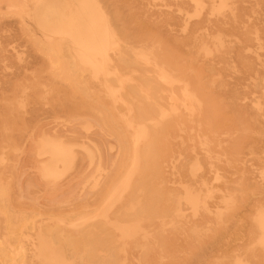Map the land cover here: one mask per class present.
Returning a JSON list of instances; mask_svg holds the SVG:
<instances>
[{
    "label": "rangeland",
    "instance_id": "obj_1",
    "mask_svg": "<svg viewBox=\"0 0 264 264\" xmlns=\"http://www.w3.org/2000/svg\"><path fill=\"white\" fill-rule=\"evenodd\" d=\"M46 1L64 16L67 4L75 12L80 1L88 8L102 4L105 17L118 18L136 39L159 35L180 51L196 45L197 62L212 69L220 81L214 92L228 105L227 123L199 135L211 140L206 147L215 166H221L222 178L215 179L214 171L204 166L199 179L211 189V213L205 220L202 215L196 219L186 201L170 197L171 209L181 207V232L172 229L177 223L171 215L164 225L153 217L149 223L129 219L132 187L123 190L124 200L89 219L129 164V158L120 156L128 143L120 136L130 138L119 117L123 110L89 70L76 71L79 79L73 80L62 69L51 68L49 55L34 43L41 18L34 19L31 32L24 28L26 19L0 0V264H82L80 258L105 257V249L82 252L81 234L92 237L96 227L104 243L115 244L112 259L118 263L142 264V245L163 241V255L154 247L151 262L234 264L241 259L264 264L256 225L264 209V0H203L201 8L193 0ZM40 3L32 7L33 15L48 12ZM89 13L97 17V12ZM217 33L223 35V50L204 54L199 37ZM95 119L105 122L103 130L92 125ZM167 121L171 159L163 172L166 186L182 195L184 187L197 185L187 167L192 149L201 158L205 150L193 144L195 132L183 130L185 121L175 114ZM215 213L221 214L219 219ZM199 219L205 230L192 240L189 224Z\"/></svg>",
    "mask_w": 264,
    "mask_h": 264
},
{
    "label": "bare ground",
    "instance_id": "obj_2",
    "mask_svg": "<svg viewBox=\"0 0 264 264\" xmlns=\"http://www.w3.org/2000/svg\"><path fill=\"white\" fill-rule=\"evenodd\" d=\"M2 1L6 2V7L12 12L26 19L24 28L31 32L34 31V19L41 18L42 27L38 30L39 36L34 39V43L38 49L49 55L48 63L51 68L62 69L73 80L79 79L75 76L76 71L89 70L93 80H99L112 102L123 110L122 116L119 117H122L124 131L130 133V138L128 139L127 135L120 136L124 144L126 140L128 142L120 156L122 160L129 158V164L125 166L118 183L110 189L96 211L90 214L89 219L94 220L114 202L124 200L123 190L132 187L127 195L130 209L127 217L131 220L141 219L149 223L153 217L158 218L164 225V218L171 215L177 223L172 229L176 232L183 231L181 207L176 205L171 209L174 206L170 199L172 196L186 201V208L195 218L202 215L205 220V216L211 213L208 204L211 189L199 178L205 172L204 166L208 171H214L215 179H221L222 174L218 171L221 166H215L209 148L206 147V143L211 140L208 137L199 139V135H205L211 130L216 132L220 126L227 123L223 118L227 116L228 105L214 92V85L220 81H216L218 78L213 76L212 69L197 62L194 52L196 45L195 49L180 51L163 41L159 35H142L141 38L147 39L146 41L136 39L128 35L118 18L105 17L107 10L105 11L102 4H92L88 8L85 2L80 1L81 9L78 12L73 10V5L67 4V7L70 6L68 16H64L54 2L46 0ZM40 1L42 3L39 6L48 12L33 15L32 7ZM193 2L200 8L204 4L203 0ZM89 11L97 12V17ZM78 28L81 29V33L76 31ZM207 37L203 34L198 41V48L204 54L210 55L223 50L222 33ZM208 41L211 42L212 48L207 44ZM206 70L210 75H205ZM261 87L264 93V81ZM112 108L117 111L115 105ZM172 114L185 121L182 123L185 126L184 131L197 134V140H193V144H200V150H205V156L201 158L193 153L192 149L189 156L192 160L187 167L190 177L197 185L184 187L182 195L173 193L166 186L163 172L166 160L171 159L166 125H169L167 119ZM92 125L103 130L105 122L101 120L100 123L95 119ZM117 141L120 145L119 138ZM219 154L220 151L215 155L216 160L220 159ZM185 166L181 164V167ZM215 215H218L217 219L221 216L219 213ZM116 217L121 219L119 216ZM204 220L199 219L189 224L191 232L189 238L192 240L200 238L205 230L201 226ZM256 225L260 232L257 244L264 248V209L258 212ZM80 238L84 254L96 250L101 252L104 249L107 254L105 257H95L92 260L80 258V263L125 264L123 260L118 263L112 259L115 255L112 250L115 244L104 243L98 227L94 236L91 237L85 232ZM164 245L163 241H155L152 245L144 243L141 263L165 264L161 258L156 262H151L148 258L154 247L163 255ZM167 264L173 262L169 261ZM234 264L249 263L240 259Z\"/></svg>",
    "mask_w": 264,
    "mask_h": 264
}]
</instances>
